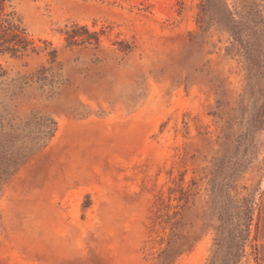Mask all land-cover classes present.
Here are the masks:
<instances>
[{
	"label": "rangeland",
	"instance_id": "rangeland-1",
	"mask_svg": "<svg viewBox=\"0 0 264 264\" xmlns=\"http://www.w3.org/2000/svg\"><path fill=\"white\" fill-rule=\"evenodd\" d=\"M6 6L0 264H264V0Z\"/></svg>",
	"mask_w": 264,
	"mask_h": 264
},
{
	"label": "trees",
	"instance_id": "trees-1",
	"mask_svg": "<svg viewBox=\"0 0 264 264\" xmlns=\"http://www.w3.org/2000/svg\"><path fill=\"white\" fill-rule=\"evenodd\" d=\"M7 1L0 0V55L19 57L29 51L32 42L25 28L15 21L14 13L7 11Z\"/></svg>",
	"mask_w": 264,
	"mask_h": 264
}]
</instances>
